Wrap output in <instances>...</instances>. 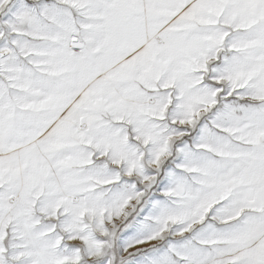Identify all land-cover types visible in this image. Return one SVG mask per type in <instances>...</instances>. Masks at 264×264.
Wrapping results in <instances>:
<instances>
[{
  "label": "snow or ice",
  "instance_id": "obj_1",
  "mask_svg": "<svg viewBox=\"0 0 264 264\" xmlns=\"http://www.w3.org/2000/svg\"><path fill=\"white\" fill-rule=\"evenodd\" d=\"M0 264H264V0H0Z\"/></svg>",
  "mask_w": 264,
  "mask_h": 264
}]
</instances>
